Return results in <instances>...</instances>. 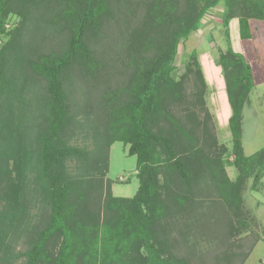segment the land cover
Listing matches in <instances>:
<instances>
[{
    "label": "trees",
    "instance_id": "16d2710c",
    "mask_svg": "<svg viewBox=\"0 0 264 264\" xmlns=\"http://www.w3.org/2000/svg\"><path fill=\"white\" fill-rule=\"evenodd\" d=\"M124 1L129 41L109 53L103 47L110 38L100 39L99 30L122 0H0V36H7L0 45V264H227V257L242 262L249 252L237 251L244 240L238 236L250 225L242 194L250 178L251 190L262 185L264 146L249 155L243 150L242 112L254 78L231 47L229 23L236 19L239 38L250 39L251 21L264 22V0ZM219 3L227 47L216 63L231 109L232 160L216 143L195 51L174 75L180 41ZM12 16L17 22L8 29ZM29 21L40 40L22 47L15 41ZM75 73L98 91L88 106L98 113L97 155L69 143L66 85ZM116 141L136 157L132 197L113 195L105 178ZM73 160L86 166V187L67 171ZM205 179L234 218L223 226L227 236L238 237H227L211 259L189 254L184 235L192 221L174 218L193 213V188ZM31 185L42 206L34 220L26 195Z\"/></svg>",
    "mask_w": 264,
    "mask_h": 264
},
{
    "label": "rangeland",
    "instance_id": "374dc122",
    "mask_svg": "<svg viewBox=\"0 0 264 264\" xmlns=\"http://www.w3.org/2000/svg\"><path fill=\"white\" fill-rule=\"evenodd\" d=\"M116 5L115 2L114 8H112L114 18L104 21L99 30L102 33L100 39H102V36H109L110 38L107 43L104 42L107 40L101 41L102 44L106 43L103 48L106 47L109 53H113L114 48L115 50L123 49L125 42L129 41V17L125 10L127 3L122 0L118 9H115ZM114 10L115 13H113ZM222 10V3L208 9L201 19L198 29L191 32L186 40L180 41L174 61V75L178 77L184 72V65L189 54L191 51H195L196 59L200 64L206 82L203 93L205 108L211 117L216 143L219 147H224V150L223 148L221 150L226 155L231 150V137L228 129V118L231 109L226 95L225 78L221 66L216 63L217 57L227 47L224 28L221 23ZM16 22L17 18L12 16L6 27L11 29ZM31 26L29 21L18 36V40L15 41L16 44L24 47L26 43L40 40V33H38L37 38V34L32 33ZM251 28L252 37L250 39H240L237 20L232 19L229 23L231 47L241 53L250 63L254 78V88L242 112V145L246 155L264 146V22L252 20ZM6 38L7 36H0V45ZM91 83L93 82L86 76L75 73L72 75V84L66 85L71 102L70 111L73 116L69 143L83 148L89 156H91L90 152H96L97 142L100 140H98L95 132L98 126L97 122H99L98 113L95 111L94 106H92V110L88 107L90 101L97 98L98 94L96 87L93 88ZM127 148L122 142L116 141L108 149L109 157L107 154L106 160L109 164L105 178L111 182L112 194L115 196L132 197L138 187L136 157L128 154ZM97 154L98 151L95 155ZM96 158L98 159V157ZM232 158L233 156L230 153L228 159L232 160ZM68 163L67 171L73 177H76L77 181H81V187H86L88 182L85 175H83L86 166L76 160L68 161ZM224 170L230 179H234L236 171L232 166L226 164ZM250 185L251 178L246 181L242 194L243 216L249 217L250 225L248 230L241 232L238 236L244 238V240L242 241L243 246L237 248V251L249 252L242 262H240L239 259L241 258L238 256L236 259L232 256L227 257L225 261L227 264L229 262L233 264H264V178L258 191L251 190ZM195 186L193 191L196 194L194 197L197 204L194 206L193 213L180 212L174 218L181 225L186 220L192 221L194 229L188 235H184L185 243L190 251L189 254L209 255L208 258L211 259L210 256H214V252L222 249L223 242H228L225 239L228 237L227 233L229 232L223 226L228 225L230 223L229 219L234 218L220 202L217 191L210 179L197 182ZM170 189L173 190L172 187ZM27 190L26 195L30 202L31 218L34 220L41 213L42 206L33 185L27 186ZM197 224L201 227L197 228ZM238 237L229 236L227 240L230 241L232 238L235 240ZM20 243L18 248L21 247Z\"/></svg>",
    "mask_w": 264,
    "mask_h": 264
}]
</instances>
